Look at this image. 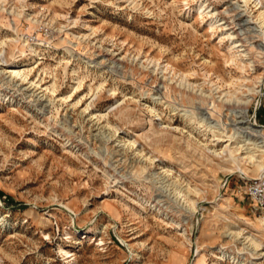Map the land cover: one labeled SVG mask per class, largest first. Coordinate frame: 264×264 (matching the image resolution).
<instances>
[{
  "label": "rangeland",
  "instance_id": "374dc122",
  "mask_svg": "<svg viewBox=\"0 0 264 264\" xmlns=\"http://www.w3.org/2000/svg\"><path fill=\"white\" fill-rule=\"evenodd\" d=\"M239 2L0 0V264H264L258 171L198 120L264 125L260 5Z\"/></svg>",
  "mask_w": 264,
  "mask_h": 264
},
{
  "label": "bare ground",
  "instance_id": "6f19581e",
  "mask_svg": "<svg viewBox=\"0 0 264 264\" xmlns=\"http://www.w3.org/2000/svg\"><path fill=\"white\" fill-rule=\"evenodd\" d=\"M250 2L255 3L256 7L258 5H260L258 8V10H260V12H259L257 18L255 17L256 18L255 23L258 24L259 29L262 31V30H264V6L261 5L260 1L257 2V0H240L238 8L244 9V7L249 6L248 4ZM240 3L243 5H240ZM207 9H208V7L205 4H199L197 7V11H198L199 15H201V16L206 12ZM240 47H241V45H239L238 43H231L230 47H229V51H231V53H233L234 50H237ZM259 50H260V53L264 55V43L261 44V46L259 47ZM233 57L235 59H237L238 55L234 54ZM15 69H16V66L12 65V64L8 67V70H10L11 78H13V79L18 78L21 81H26L27 75H25L21 71L15 70ZM258 83H261V81H259ZM261 91H262V88L259 89V86H256L253 89H247V94L244 96V98H245L244 101L241 99L235 100L237 107H239V106L242 107L244 105L247 106L249 103L252 102L253 98L255 96H257ZM225 102H230V101L227 100ZM204 112H206V111H204ZM204 112L198 120H200V122L202 124H205L207 126V128L214 133V135L216 133L220 136L219 138H217L215 140L217 143H226L223 146V148L220 149L219 151L215 150V149L214 150L207 149V147H205L207 152L209 154H212L214 157L219 158V159H223V157L226 158V160L233 167V169L236 170L235 171L236 173H241L243 165L245 163H250V164L254 165L255 170L258 171V176H259L260 173L264 171V140L259 138L260 137L259 133L261 132V130L259 131L257 129L256 124L253 123L250 125L248 123V121L245 119V113H246L245 108H241L240 111L236 110L234 112L235 119L236 120L240 119V121L236 122V125H240L241 127L235 128L232 134H229L226 131L227 129L224 128V125H222V123L210 119L208 117L209 115L204 113ZM209 112L216 113L213 106L209 109ZM182 116L185 117L186 119H188L191 117V114L188 111H185L182 113ZM180 194H181L180 192L174 193L175 196H177V197L179 196L178 198H180V200L182 199L183 202L187 205L188 201H186L183 198V196H180ZM188 208L191 209L193 212L195 210H197L193 206L191 208L188 206ZM231 235H233L232 232H229L227 234L228 237H230ZM239 237H242V234L238 233L235 238H239ZM239 239H241V238H239ZM246 239L250 242L251 246H253V243L255 244V248L257 246H259V244L258 245L256 244L255 239L252 238V236L246 237ZM253 251H254V249H253ZM262 256H264V254Z\"/></svg>",
  "mask_w": 264,
  "mask_h": 264
},
{
  "label": "built area",
  "instance_id": "2783aa9c",
  "mask_svg": "<svg viewBox=\"0 0 264 264\" xmlns=\"http://www.w3.org/2000/svg\"><path fill=\"white\" fill-rule=\"evenodd\" d=\"M252 123L256 122L253 120ZM260 139L264 140V125L256 124ZM244 194L248 197L251 203L254 204L255 209L260 213L264 214V171L259 176L247 179L244 187Z\"/></svg>",
  "mask_w": 264,
  "mask_h": 264
}]
</instances>
